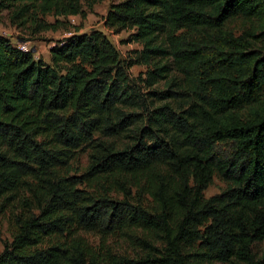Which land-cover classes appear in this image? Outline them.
Returning <instances> with one entry per match:
<instances>
[{
    "label": "trees",
    "instance_id": "trees-1",
    "mask_svg": "<svg viewBox=\"0 0 264 264\" xmlns=\"http://www.w3.org/2000/svg\"><path fill=\"white\" fill-rule=\"evenodd\" d=\"M102 21L142 48L76 28L47 63L0 34V264H264V0H118Z\"/></svg>",
    "mask_w": 264,
    "mask_h": 264
},
{
    "label": "rangeland",
    "instance_id": "rangeland-1",
    "mask_svg": "<svg viewBox=\"0 0 264 264\" xmlns=\"http://www.w3.org/2000/svg\"><path fill=\"white\" fill-rule=\"evenodd\" d=\"M116 1L118 0H98L93 4L91 11L88 9L87 3L83 2L82 6L85 11L84 18L79 15H71L64 18L63 16H55L51 12L41 14L31 11L22 18L11 20L8 11L2 10L0 11V34L9 38L10 42L16 46L22 43L26 44V47L32 52L35 58L39 57L45 62L50 63L49 48L55 42L68 36L76 28H78L79 32H88L91 29H98L109 37L122 56L128 57L133 54L134 50L141 49L142 43L136 41L124 42L131 32L128 29L113 33L103 26L102 18L109 4ZM56 19L59 20L58 23ZM42 23H51L55 28H42L40 26ZM250 24L248 19L237 17L227 24V28L235 35H239L243 30L249 29ZM257 48L260 47L257 46ZM147 68L148 65L146 64H137L131 67L130 72L133 76H137L138 74H144ZM82 162H84V158ZM224 185L225 184L220 179L215 177L204 191L205 196L218 193ZM88 238L93 242L96 240L92 235H88ZM10 239L9 228L6 221H3L0 235V251L4 241H9ZM215 264L220 263L216 262Z\"/></svg>",
    "mask_w": 264,
    "mask_h": 264
},
{
    "label": "built area",
    "instance_id": "built-area-1",
    "mask_svg": "<svg viewBox=\"0 0 264 264\" xmlns=\"http://www.w3.org/2000/svg\"><path fill=\"white\" fill-rule=\"evenodd\" d=\"M18 48L21 49V50H23V51H27L28 50V48L26 47V44H24V43L19 44L18 45Z\"/></svg>",
    "mask_w": 264,
    "mask_h": 264
}]
</instances>
